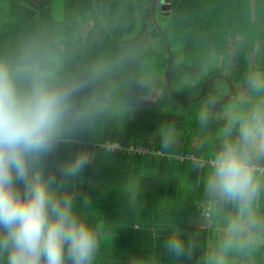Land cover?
Segmentation results:
<instances>
[{"label":"trees","instance_id":"trees-1","mask_svg":"<svg viewBox=\"0 0 264 264\" xmlns=\"http://www.w3.org/2000/svg\"><path fill=\"white\" fill-rule=\"evenodd\" d=\"M154 1L0 0V65L18 74L21 87L33 67L55 86L77 85L72 105L90 114L79 143L61 145L50 163L79 150L92 154L71 186L78 215L102 226L94 264H206L216 232L196 226L227 224L236 212L233 203L204 192L207 161L226 138L238 141L217 122L239 134L238 117L264 101V91L247 82L249 73H264V0H170L167 13L157 10V23ZM215 75L201 97L181 98L199 96ZM231 83L233 95L216 109V122L212 107ZM239 88L252 91L253 99L237 98ZM155 89L163 95L142 104ZM201 110L209 113L205 124L198 121ZM163 124L175 126L178 140L167 152L160 148ZM109 142L115 148L106 152ZM252 157L261 219L250 228L262 241L264 155ZM177 230L192 246L191 257L175 258L165 249ZM224 256L226 264H264V245L244 241Z\"/></svg>","mask_w":264,"mask_h":264},{"label":"clouds","instance_id":"clouds-1","mask_svg":"<svg viewBox=\"0 0 264 264\" xmlns=\"http://www.w3.org/2000/svg\"><path fill=\"white\" fill-rule=\"evenodd\" d=\"M247 82L257 93L264 91V73H249ZM76 88L53 85L39 67L30 70L28 84L21 87L18 74L0 65V264H94L102 226L78 215L71 186L92 162V154L79 150L50 163L61 145L79 143L77 134L90 120L88 112L72 105ZM208 118L207 110L199 112L200 124ZM238 122V141L225 139L209 163L204 185L206 196L236 206L228 240L206 264H226L224 253L242 248L241 238L261 219L256 212L261 182L250 155H264V101ZM158 132L161 150L176 147L174 125L163 124ZM104 147L106 152L114 148L111 142ZM90 203L83 198L85 206ZM164 247L175 258L193 252L178 230Z\"/></svg>","mask_w":264,"mask_h":264},{"label":"water","instance_id":"water-1","mask_svg":"<svg viewBox=\"0 0 264 264\" xmlns=\"http://www.w3.org/2000/svg\"><path fill=\"white\" fill-rule=\"evenodd\" d=\"M158 7H159V6H158V0H155V1H154V6H153V19H154L155 23H157V8H158ZM161 9L163 10V13H164V11H166V13H167V10L170 9V0H165V4L161 5ZM158 28L161 30V28H160L159 25H158ZM168 53H169V56H168V65H167V83H168V86L171 87V85H170V67H171V62H172V55H171V52H170V48H169V46H168ZM214 77H215V76L211 77L210 79H208V80L205 82V84H204V86H203V88H202V91H201V93L199 94V96H197V97H195V98H184V97H181V98H182V99H185V100H194V99H196V98L201 97V95L204 94L205 89H206L208 83H209ZM225 78H226V77H225ZM232 94H233V85L231 84V91L229 92V94L226 95V96H224V97H222L220 100H218V101L214 104L213 109H212L211 116H212V118H213L216 122H217V120H216V118H215L216 109L218 108V106H219L222 102H224V101L227 100L229 97H231ZM217 123H218L221 127H224V128H226L227 130L231 131V133H232L235 137L239 138V134H237L234 130H232L231 127H229V126H227V125H225V124H223V123H219V122H217ZM250 160H251L252 163H254V159H253L252 155H250Z\"/></svg>","mask_w":264,"mask_h":264},{"label":"rangeland","instance_id":"rangeland-1","mask_svg":"<svg viewBox=\"0 0 264 264\" xmlns=\"http://www.w3.org/2000/svg\"><path fill=\"white\" fill-rule=\"evenodd\" d=\"M36 3H39V2H36ZM163 4H165V0H158V6L160 7L161 5H163ZM159 7L157 8V10L159 9ZM82 38H83V36H82ZM84 39V38H83ZM242 39H244V38H242L241 36H239V37H236V40L237 41H242ZM252 57H253V54H252ZM254 60V59H253ZM254 63V62H253ZM254 65V64H253ZM216 77H218V76H216ZM232 85H233V83H231ZM203 88V87H202ZM230 91H231V86H230ZM233 91H234V87H233ZM229 94V93H228ZM227 94V95H228ZM163 95V91L161 90V89H155L153 92H152V94H151V96L150 97H148V98H143L142 100H141V103L142 104H146L147 102H150V101H152V100H154V99H156L157 97H160V96H162ZM233 95V94H232ZM231 95V96H232ZM237 98H239V99H242V100H252L253 99V93H252V91H250V90H248V89H245V88H239V91H237ZM216 103V102H215ZM223 103V102H222ZM221 103V104H222ZM220 104V105H221ZM214 106V105H213ZM139 107L140 106H138V108H134L135 109V111H134V109H133V111H134V115H136L137 113H138V111H139ZM212 109H213V107H212ZM215 116H216V114H215ZM197 142H198V139H197ZM197 142H196V140L194 141V145L195 146H197ZM115 147V146H114ZM208 161H210V160H208ZM207 161V163H209ZM200 225H202V224H200ZM208 227V226H207ZM247 233H249V231L247 232ZM224 233H222V235H223ZM219 238H221V236H219ZM242 239H244V241H246V242H257V239L256 238H254V237H250V238H248L246 235L244 236V237H242ZM262 241H264L263 239H262Z\"/></svg>","mask_w":264,"mask_h":264},{"label":"crops","instance_id":"crops-1","mask_svg":"<svg viewBox=\"0 0 264 264\" xmlns=\"http://www.w3.org/2000/svg\"><path fill=\"white\" fill-rule=\"evenodd\" d=\"M216 77V75H215ZM212 159H210L211 161ZM218 210H222V205L219 206ZM225 221L227 222V224H220V225H216V226H211L209 225L208 227L205 226V225H199V226H196L198 229H208V228H214L216 234L214 236V239H210L209 242H208V251L207 253L210 255L211 252L213 251V249L217 248L218 246H220L219 244V241H227L228 238H229V233H228V220L225 219ZM249 233H246L245 235L250 238V237H254L257 239V242H254V244H261V245H264V241H261L260 239V236H256V235H253L251 234V228H249ZM222 233H224L222 235ZM219 236H221V238H219ZM242 239V238H241ZM244 241V239H243ZM207 255L206 258L209 256Z\"/></svg>","mask_w":264,"mask_h":264},{"label":"built area","instance_id":"built-area-1","mask_svg":"<svg viewBox=\"0 0 264 264\" xmlns=\"http://www.w3.org/2000/svg\"><path fill=\"white\" fill-rule=\"evenodd\" d=\"M114 147V146H113ZM115 148V147H114ZM142 153H148V151H142ZM194 159V158H193ZM254 167V169H258V168H256L255 166H253ZM262 171H264V170H262Z\"/></svg>","mask_w":264,"mask_h":264},{"label":"flooded vegetation","instance_id":"flooded-vegetation-1","mask_svg":"<svg viewBox=\"0 0 264 264\" xmlns=\"http://www.w3.org/2000/svg\"><path fill=\"white\" fill-rule=\"evenodd\" d=\"M159 8H161V6ZM208 162L210 163V161H208Z\"/></svg>","mask_w":264,"mask_h":264}]
</instances>
